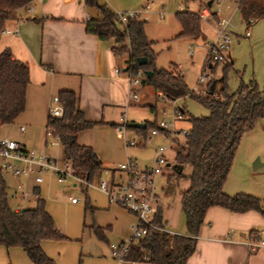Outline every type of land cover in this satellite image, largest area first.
Masks as SVG:
<instances>
[{
    "label": "crops",
    "instance_id": "obj_1",
    "mask_svg": "<svg viewBox=\"0 0 264 264\" xmlns=\"http://www.w3.org/2000/svg\"><path fill=\"white\" fill-rule=\"evenodd\" d=\"M97 3L105 4L101 0H97ZM148 3L151 4L149 8L151 9L152 3ZM108 7L115 11L111 6ZM196 9H190V11L196 12ZM235 9L238 12L237 2ZM178 10L181 9L178 8L176 11ZM157 15L159 17L164 15L163 8L157 11ZM96 16L95 9L86 6L83 0L68 2L31 0L17 9L12 18L4 21L0 32V51L8 49L14 59L25 63L28 68L24 107L10 124L16 125L17 130L22 134L19 138L13 139L14 141L26 150L44 153L55 158L57 165L61 166L65 160L62 146L59 144L48 147L45 144L44 129L48 116L47 107L51 96L59 90L73 91L76 94V107L86 120L96 123L78 132L76 136L79 144L91 147L103 167L92 181L95 178L108 182L114 179L119 181L124 178V175L115 170L117 163L131 159L137 165L136 158L129 155L128 150L130 147L143 148L146 144L126 146L124 139L116 132V127L126 122L128 126L126 138H131L127 136L130 129L133 136L140 137L142 135L129 125L144 122L128 121L126 118L124 109L128 102L125 95H127L126 90L129 84L124 73L125 56L113 54L112 39L99 40L84 30L85 21ZM213 21L216 24L217 21L214 18ZM240 21L243 22L241 19ZM228 22L227 20L226 25ZM199 30V36L190 39L195 41L203 38L204 41L201 42L203 47L209 38L211 41L216 36L217 32V28H208V25H203L201 20ZM249 36L248 34L244 37ZM175 67L176 71H179L176 65ZM115 69L118 70L117 73ZM154 95L159 97L156 91ZM160 99L169 101L165 97H160ZM175 100L170 101L173 103ZM147 106L152 110V104L147 103ZM169 108L171 111L175 107L171 104ZM162 111L165 113L163 114ZM160 113L165 115L167 111L163 108ZM157 119L156 115L154 118L156 123L159 121ZM180 120H183V115L180 119L174 120L173 125L176 131L175 138L183 140L181 132L187 131L189 123L185 128H178L175 126V121ZM258 125L264 131V120L255 124V126ZM20 126L23 128L21 131L18 129ZM153 138L159 139L160 144L166 142L160 135H153L151 142ZM176 143L181 142L175 140L169 148L175 149ZM259 163L258 167L263 166V163ZM232 176L228 172L222 185V191L228 195L245 193L238 180ZM2 177L7 191L15 188L19 181L26 192L24 195L18 194L13 198H8L9 206L13 210L33 207L34 197L30 193H35L43 199L44 209L52 217L54 226L62 238L41 240L39 246L55 264H151L146 260L135 262L116 260L111 255L109 242L115 240V243H119L128 237V224L134 221V216L120 205L108 200L106 194L98 188L101 180L92 185L91 181L85 186L73 180L58 183L50 174H42L39 183H34L31 176L18 179L2 174ZM74 189L83 191L84 209L82 210L77 202H71L70 198L73 196L67 193L66 210L63 212L57 192L69 191L71 193L70 190ZM156 207L157 205L153 207L154 210ZM158 207L163 228L169 233L184 234L183 215L182 219H177L171 216L168 206L165 209ZM95 227L101 229L102 238L94 234L93 228ZM263 229L264 217L253 210L236 213L222 207L212 206L204 214L195 237L194 250L184 264H264V245L253 251H249L247 247V242L253 240L251 234L255 231H263ZM262 234L260 238L264 240V232ZM0 264L33 263L22 248L0 245Z\"/></svg>",
    "mask_w": 264,
    "mask_h": 264
},
{
    "label": "trees",
    "instance_id": "obj_2",
    "mask_svg": "<svg viewBox=\"0 0 264 264\" xmlns=\"http://www.w3.org/2000/svg\"><path fill=\"white\" fill-rule=\"evenodd\" d=\"M30 1L0 0V32L4 21L12 18L17 9ZM83 2L86 6L94 8L97 13L96 17L85 21V32L99 40H113V54L125 56L126 76L132 77L136 72L141 71L144 74L150 71V76L143 75L144 84L152 86L168 100L189 97L207 110V114L203 116H186L189 128L181 143L175 145V164L190 167L189 174L184 176L188 186L179 193L184 234L169 233L151 227H163L160 209L156 207L151 216V226H146L145 235L128 245L122 260H146L151 264H184L194 250L195 237L204 214L212 206L236 213L253 210L264 217L259 198L247 193L228 195L222 191L241 135L251 130L257 122L264 120V88L259 90L256 83L250 80L246 84L241 82L234 91L228 92L225 74L232 61L226 55L219 86L217 87L215 80H211L206 84L203 93H194L188 89L175 66L172 65L168 69L154 67L156 55L150 48L151 42L144 34V20L128 17L122 24L115 11L106 4H99L97 0ZM237 10L246 25L264 18V3L238 0ZM210 14L218 21L215 12ZM174 17L180 27L176 36H199L198 12L178 10ZM138 58H144V63L139 64ZM207 68L212 70L213 65L207 63ZM27 82V65L14 59L8 49L0 51V126L10 124L23 110ZM56 95L62 108V116H47L46 125L58 137L64 159L69 161L74 175L90 183L103 167L91 147L79 144L76 136L78 132L96 123L86 120L76 107V94L73 91L62 89ZM178 111L181 115L185 113L182 108ZM150 128H157V123L144 122L143 127H133L142 136ZM177 175L181 177L180 172ZM93 232L98 238H102L101 229L95 227ZM60 238L62 235L55 228L52 217L45 211L42 198L36 196L34 205L30 208H10L6 184L0 171V245L22 248L33 264H55L41 250L39 242Z\"/></svg>",
    "mask_w": 264,
    "mask_h": 264
},
{
    "label": "rangeland",
    "instance_id": "obj_3",
    "mask_svg": "<svg viewBox=\"0 0 264 264\" xmlns=\"http://www.w3.org/2000/svg\"><path fill=\"white\" fill-rule=\"evenodd\" d=\"M102 1L107 6H111L115 11L139 10L146 2H151L153 5L151 9L142 11L139 17L145 20L144 33L148 38L147 40L151 42V50L156 55L154 67L157 69H168L170 66L176 65L183 75L184 83L194 93H203L206 84L211 80H215L217 87L219 86L221 68L224 61H218L214 64L207 61L205 47L201 44L204 41L203 38L194 41L186 36H176L180 30L174 17L176 10L178 8L185 10L187 7L188 10L197 8L196 12H198L206 6L205 0H201V2L197 0ZM253 1L264 3V0ZM236 2L238 0H212L210 7L207 8L209 16L208 18L201 19V22L203 25H208V28H217V24L213 21L210 12H215L219 19L229 21L226 25V30L230 34L228 55L232 63L225 74L228 92L234 91L241 82L246 84L250 80L256 83L259 90H262L264 88V18L252 21L246 25L239 19L238 12L235 9ZM198 4H200L199 7ZM161 8H163L164 15L159 17L157 11L161 10ZM246 30L250 35L248 38L244 37ZM207 63L213 65L212 70L207 68ZM199 74H208V80L198 83L197 78ZM143 75V72L140 71V76H138L139 83L128 87V90H126L127 95H125V99L128 105L124 110L128 121L154 122L156 115L157 120L164 119L170 121L169 107L171 104L176 109L182 108L185 111L183 120L175 121V126L178 128L187 127L188 121L186 116L188 114L192 116L207 114V110L203 105L189 97L176 99L173 103L170 100L162 101L160 97L154 95L155 90L152 86L140 83V80L144 78ZM132 92L136 93V100L131 99L130 94ZM147 103L152 104V110L155 113L150 110ZM163 108L167 111L165 115H161L160 113ZM20 136L22 134L17 130L16 125L5 124L0 126V138L6 137L13 140ZM127 136L133 137L131 129L127 133ZM175 140L181 142L182 138H175ZM159 144V139L153 138L152 142L146 144L143 148L130 147L128 154L136 158V163L138 167L140 166L139 168H144V165H148L149 167L152 165L153 148ZM164 157L168 166H162L161 172L153 177V190L156 196L152 202V207L157 205V207L160 206L165 209L168 206L171 216L173 215L177 219H182L179 193L188 186V181L184 176L189 174L190 167L184 165L180 171L181 177H178L177 173L179 172L172 167L175 164V149H167L164 152ZM255 158H258L259 162L263 163V166L252 170L251 163ZM228 172L233 175L232 178L238 180L243 192L259 198L262 207H264V131L259 125L241 135ZM99 180L101 179L95 178L91 185L97 184ZM114 181L116 180L114 179ZM70 192H57L63 212L66 210L67 202L65 198L67 193L75 198V202L81 205V209L83 210V191L74 189L70 190ZM261 235L263 236V234ZM115 242V240H111L109 243Z\"/></svg>",
    "mask_w": 264,
    "mask_h": 264
},
{
    "label": "built area",
    "instance_id": "obj_4",
    "mask_svg": "<svg viewBox=\"0 0 264 264\" xmlns=\"http://www.w3.org/2000/svg\"><path fill=\"white\" fill-rule=\"evenodd\" d=\"M68 2L71 0H62ZM151 4L145 3L139 10H127V11H115V14L120 23H124L128 17H139L142 11L149 10ZM207 8H201L198 11L199 19L207 18L209 13ZM227 21L219 19L217 24L216 36L205 43L206 59L210 62L223 61L228 53V47L230 44V34L226 30ZM248 31L244 32V36H248ZM118 70L115 69V73ZM138 76L140 72H136L134 76H126L129 87L139 83ZM208 74H199L197 78L198 83H202L208 80ZM159 97L164 96L158 92ZM131 99L136 100V93L130 94ZM164 114L165 112L162 111ZM170 113V121L159 120L157 122V128H150L143 136H133L132 138H126L125 134L128 131L126 122H122L116 127V132L122 139L126 146L149 144L153 135H160L167 143L157 145L152 159V165L149 167L139 168L133 160L125 159L123 162L117 163L115 170L124 175L123 179L119 181H105L101 180L98 183V188L106 194L108 200L111 203L120 205L126 211L134 216V221L129 226L128 237L122 239L119 243H110L109 248L111 255L116 260H121L127 251L128 245L135 243L140 237L145 235L147 229L146 226L150 225V220L154 208L152 202L155 198L153 192V177L161 172L162 166H167L164 152L174 143L175 128L173 121L181 118V113L176 108H172ZM47 114L49 117L60 118L62 116V108L58 101L57 95L51 96L47 107ZM18 129L21 131L23 128L20 126ZM184 136L186 130L181 132ZM45 144L48 147H54L59 145L58 137L53 130L46 125L44 129ZM139 139V140H138ZM138 140V141H137ZM0 171L2 174H8L14 178L26 179L29 176L32 177L34 183L41 181L42 174L53 175L56 182L63 183L67 180H73L87 186L89 183L82 178L75 176L73 169L69 161L64 160L61 166L57 165L55 158L50 157L44 153H36L32 150H26L16 141L1 137L0 138ZM19 193L24 195L23 184L17 182L15 188L7 191L8 198H13ZM34 199L36 194L30 193ZM71 202H75V198H70ZM160 231H166L163 227H154ZM263 233L262 230L255 231L251 235L253 240L247 242L249 251H253L256 248L264 245V240L260 238Z\"/></svg>",
    "mask_w": 264,
    "mask_h": 264
},
{
    "label": "water",
    "instance_id": "obj_5",
    "mask_svg": "<svg viewBox=\"0 0 264 264\" xmlns=\"http://www.w3.org/2000/svg\"><path fill=\"white\" fill-rule=\"evenodd\" d=\"M210 5H211V0H207V1H206V7H210ZM144 61H145L144 58H138V63H139V64L144 63ZM144 75H145L146 77H148V76L151 75V72H150V71H146V72L144 73ZM144 80H145V79L142 78V79L140 80V83L143 84V83H144ZM129 126H130V127H143V123H131ZM263 128H264V127H263ZM259 164H260V163L258 162V159L255 158V159L252 161V163H251V168H252V169H255L256 167L259 166ZM167 166H168V163H167ZM172 167L175 168L177 172H180L181 169H182V166H181V165H176V164H174Z\"/></svg>",
    "mask_w": 264,
    "mask_h": 264
}]
</instances>
